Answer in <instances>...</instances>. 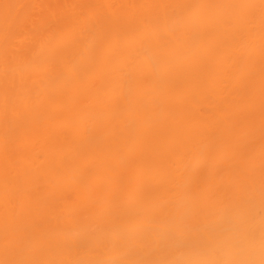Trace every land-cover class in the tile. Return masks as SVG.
Returning a JSON list of instances; mask_svg holds the SVG:
<instances>
[{
  "label": "bare ground",
  "instance_id": "1",
  "mask_svg": "<svg viewBox=\"0 0 264 264\" xmlns=\"http://www.w3.org/2000/svg\"><path fill=\"white\" fill-rule=\"evenodd\" d=\"M264 264V0H0V264Z\"/></svg>",
  "mask_w": 264,
  "mask_h": 264
},
{
  "label": "clouds",
  "instance_id": "2",
  "mask_svg": "<svg viewBox=\"0 0 264 264\" xmlns=\"http://www.w3.org/2000/svg\"><path fill=\"white\" fill-rule=\"evenodd\" d=\"M245 236L243 233H240L237 238L233 239V247L225 251L226 264H231V257L234 255H243L245 252Z\"/></svg>",
  "mask_w": 264,
  "mask_h": 264
}]
</instances>
